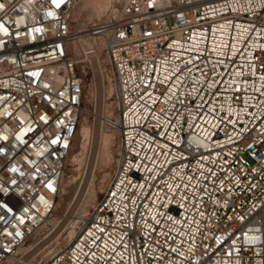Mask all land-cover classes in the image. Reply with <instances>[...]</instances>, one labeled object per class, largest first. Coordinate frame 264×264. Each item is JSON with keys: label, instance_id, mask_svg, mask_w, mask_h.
<instances>
[{"label": "built area", "instance_id": "obj_1", "mask_svg": "<svg viewBox=\"0 0 264 264\" xmlns=\"http://www.w3.org/2000/svg\"><path fill=\"white\" fill-rule=\"evenodd\" d=\"M0 0V264H264V0ZM108 68L115 162L72 236L51 218L87 110L69 53Z\"/></svg>", "mask_w": 264, "mask_h": 264}, {"label": "rangeland", "instance_id": "obj_2", "mask_svg": "<svg viewBox=\"0 0 264 264\" xmlns=\"http://www.w3.org/2000/svg\"><path fill=\"white\" fill-rule=\"evenodd\" d=\"M107 2L77 0L71 20L73 35L105 18ZM88 44L78 38L69 43V53L83 70L87 110L73 137L52 216L25 245L31 259L48 257L70 238L77 219L99 198L115 162V134L106 124L114 117L108 68L100 54L95 55L96 65L90 55L84 56L82 49Z\"/></svg>", "mask_w": 264, "mask_h": 264}, {"label": "bare ground", "instance_id": "obj_3", "mask_svg": "<svg viewBox=\"0 0 264 264\" xmlns=\"http://www.w3.org/2000/svg\"><path fill=\"white\" fill-rule=\"evenodd\" d=\"M82 30H84V28H83ZM82 30H79V31L82 32ZM88 48H90V44H88L87 47L84 46L83 50H86V49H88ZM87 58H88V57H87ZM90 59L93 60V63H94L95 65L97 64L98 61H97V57L95 56V54L90 55ZM83 60H84V59H83ZM99 61H100V60H99ZM100 98H101V97H100ZM96 137H97V136H96ZM90 170H91V169H90ZM86 187H87V186H86ZM38 231H39V230H38ZM38 231H37V232H38ZM70 236H72V231H70L69 237H70Z\"/></svg>", "mask_w": 264, "mask_h": 264}]
</instances>
